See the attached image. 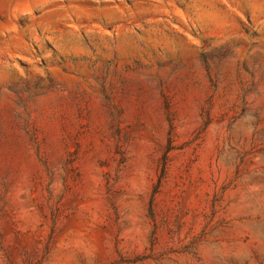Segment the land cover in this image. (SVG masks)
Here are the masks:
<instances>
[{"label":"rangeland","instance_id":"374dc122","mask_svg":"<svg viewBox=\"0 0 264 264\" xmlns=\"http://www.w3.org/2000/svg\"><path fill=\"white\" fill-rule=\"evenodd\" d=\"M0 264H264V0H0Z\"/></svg>","mask_w":264,"mask_h":264}]
</instances>
